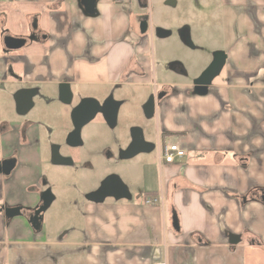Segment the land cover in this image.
Returning a JSON list of instances; mask_svg holds the SVG:
<instances>
[{"label": "crops", "instance_id": "0c3cea01", "mask_svg": "<svg viewBox=\"0 0 264 264\" xmlns=\"http://www.w3.org/2000/svg\"><path fill=\"white\" fill-rule=\"evenodd\" d=\"M217 1L213 14L221 33L215 50L226 54V62L208 93L198 95L193 81L199 74L189 76L175 60L160 62L159 69L152 35L140 31L146 14L134 9L133 0H97L95 14L86 13L81 0H0V264H264V0ZM186 32L190 40L186 25L180 41L189 46ZM7 36L26 42L9 49ZM64 82L74 103L103 100L117 90L125 91L118 97L126 104L134 100L126 94L131 89L141 105L154 92L166 90L167 96L147 118L155 122L157 161L143 164L139 154L121 158L128 169L125 177L117 174L129 188L125 178L144 180L155 166L158 187L143 196L129 188L131 199L97 203L86 197L99 188L91 178L87 194H68L72 206L53 193L75 224L52 235L46 225L52 204L40 230L31 225L30 211L48 190V167L79 172L85 186L82 165L95 156L91 125L83 128L82 145H67L74 150L52 143L73 161L56 164L52 147L45 154V140L55 139L52 128L43 138L37 121L2 119L1 99L8 104L15 91L35 88V96L58 107L65 104ZM99 121L101 142L111 144L110 127ZM72 129L61 131L68 136ZM130 137L114 146L125 149ZM169 143L185 147V156L165 162L162 147ZM8 162L14 166L4 172ZM104 173L99 181L112 172ZM150 197L157 201L147 203ZM5 207H21V214L7 218Z\"/></svg>", "mask_w": 264, "mask_h": 264}, {"label": "rangeland", "instance_id": "374dc122", "mask_svg": "<svg viewBox=\"0 0 264 264\" xmlns=\"http://www.w3.org/2000/svg\"><path fill=\"white\" fill-rule=\"evenodd\" d=\"M134 1V9L138 12H142L145 17H148L150 26L155 25V52L158 55V66L162 69V64L170 63L166 60H175L180 62L184 67L190 71L189 76H193L201 73L205 68H207L216 52L215 48L220 45V29L217 27L216 23L219 20L213 14L214 10L219 6L217 0H148V6L145 9H140L137 0ZM190 27V42L189 46L183 45L181 43L180 31L185 26ZM158 29H165L171 31V35L165 38H159L156 35ZM215 50V51H214ZM174 61V62H175ZM18 86V84H16ZM125 91H116V96H123ZM16 91L8 99V104L1 99V117L2 119H25L27 121L39 122L43 138H47L48 134L54 133L55 139H46L45 143L47 146L46 157L49 154V149L52 147V143L61 144L64 149L74 150L75 148H69L66 144L65 133H62L61 128L65 130H70L73 128L71 120V105L59 104L58 107L43 101L39 96L34 98V107L25 115H19L16 111V103L14 99ZM127 95L133 96L134 100L123 106L119 122L117 127L114 129H107L106 138L111 142V144H103L101 142V136L104 133L100 128L99 119H95L89 123L91 131L93 132L92 139L89 144L94 148L95 156L90 163H86L87 159L84 160V178L86 179L85 186H81L79 177L82 174L53 169L52 167L47 168V175L43 178L44 187L50 189L54 194L60 193L66 196L64 201L72 206L73 203L68 202V194L73 198H78L81 192L88 193L87 190L90 186L91 178L99 182V179L106 171L112 173L123 174L124 166H126L128 160H123L118 156V146H114V142L118 143V139H125L130 136V130L133 127H141L145 129L147 126V134L145 133V138L147 141L155 142V149L150 153H141L137 155L138 160H141L143 164H151L157 161L158 158V143L155 138V122L154 119H147L142 114V105L139 100H136V91L129 90ZM66 109V110H65ZM72 109V108H71ZM62 112L60 116L59 112ZM87 125V126H89ZM86 127V126H85ZM131 127V128H130ZM50 128L52 131L50 132ZM84 128V127H83ZM93 129V130H92ZM69 130V131H70ZM86 130V129H85ZM85 130L82 131V136ZM45 131H49L45 133ZM52 137V138H54ZM124 141V140H123ZM113 145V146H110ZM118 145V144H117ZM45 146V145H44ZM107 146H110L105 150ZM84 149V148H83ZM107 152V153H106ZM108 155H106V154ZM136 157V158H137ZM135 158V159H136ZM132 160V159H131ZM126 163V165H124ZM132 163V162H130ZM141 163H139L140 165ZM129 166V165H128ZM131 166V165H130ZM158 169L150 167L149 173L147 172L144 180L137 179L136 181L128 182L130 190L136 196H143L146 192L154 190L155 187L159 185L160 176L158 174ZM121 175V177H123ZM69 185V186H67ZM85 187V188H84ZM60 199L52 203L47 214L46 225L48 227L49 233L59 234L64 232V230L71 228L75 223L68 220L65 216L64 208L60 203ZM80 222V221H79Z\"/></svg>", "mask_w": 264, "mask_h": 264}, {"label": "water", "instance_id": "95a60500", "mask_svg": "<svg viewBox=\"0 0 264 264\" xmlns=\"http://www.w3.org/2000/svg\"><path fill=\"white\" fill-rule=\"evenodd\" d=\"M97 0H81V4L88 14H95ZM148 17H143L140 22L141 33H146L148 29ZM157 34L162 37L170 35V31L165 29H158ZM26 40L23 38H16L12 36L5 37V45L9 49H17L25 44ZM226 62V54L218 51L214 54V58L210 65L194 79V92L198 95H205L209 91L213 79L220 73ZM37 90L35 88L19 89L15 95L16 111L20 115L27 114L34 107V96ZM73 92L71 85L67 82L60 84V99L65 104L72 103ZM163 97L162 94L157 96L158 99ZM112 99L116 105L112 117L109 118L107 114V102ZM120 101L114 100L113 96H109L103 103L95 97H82L79 103L71 111V120L73 124L72 131L66 138V143L69 146L77 147L83 144L82 129L85 125L90 123L98 113H101L107 122V125L113 128L117 121V114ZM146 118H152L156 112V97L151 95L143 106ZM132 141L129 146L120 152V157L123 159H130L137 154L143 152H150L155 148V144L145 140L143 129L141 127L131 128ZM14 166L13 162H8L4 167V172H9ZM112 181L115 186L111 190H107V183ZM87 199L93 202H103L106 198L112 197L116 200L131 199L132 194L128 186L123 182L121 177L117 174L109 175L100 185L98 189L87 194ZM42 201L35 206L30 215L29 221L35 230H40L43 222V213L52 204L55 199L53 192L48 189L41 195ZM264 201V196H263ZM2 210V209H1ZM4 212L7 218L14 217L21 214V207H5Z\"/></svg>", "mask_w": 264, "mask_h": 264}, {"label": "flooded vegetation", "instance_id": "af4514ba", "mask_svg": "<svg viewBox=\"0 0 264 264\" xmlns=\"http://www.w3.org/2000/svg\"><path fill=\"white\" fill-rule=\"evenodd\" d=\"M137 2H138L139 7H147V6H148V0H137ZM147 32H148L149 34L152 35V38H153V41H154V44H155V25H154V27H152V25L150 26V24H149V25H148ZM147 32H146V33H147ZM156 32H158V30H157ZM186 34H187V35H186L187 41L189 42V44H191V42H190V40H189L188 32H186ZM202 72H203V71H202ZM200 74H201V73H199V75H200ZM199 75H198V76H199ZM198 76H197V77H198ZM159 94H162V95H163V97H162L161 99H158V98H157V96H158ZM110 95L113 96L114 100H116V101H120V103H119V109H118V114H117V121H116V124H115V126H114L113 128L110 127V129H114V128L117 127V124H118V122H119V118H120V114H121L122 108H123V106H124L126 103H125V100H124V99H121V98L117 97L115 92H111V93H109V94H108L103 100H100L101 103H103V102H104V101H105ZM151 95H155V97H156V103H157V102L163 100V99L167 96V92H166V90H163V91H161L160 93H159V92H154V93L150 94L149 97H150ZM149 97L147 98V100L149 99ZM147 100L145 101V103L147 102ZM79 101H80V99H79L76 103H74V95H73V97H72V104H71V105H72V109H73V108L79 103ZM145 103H144V104H145ZM144 104L142 105V114H143L144 117H146V116H145V113H144V108H143ZM115 105H116V103H115L112 99H110V101L107 102V106H106V108H107V114H108L109 118L112 117V114H113L114 106H115ZM72 109H71V111H72ZM95 119H103V120L105 121V119H104V117H103V115H102L101 113H98V114L96 115V117H95L92 121H94ZM105 122H106V121H105ZM106 123H107V122H106ZM132 127H133V126H132ZM130 136H131V131H130ZM131 141H132V138L130 137V141L128 142V144L126 145V147H124L125 149L129 146V144L131 143ZM122 150H124V149H120V150L118 151V156H119V157H120V152H121ZM50 158H51V161H52L53 163H56V164H61V165H64V164H69V165H71V164H73V161L71 160L70 157L64 156V155L62 154V151H61V149H60V147H59L58 145H53V146H52V148H51V153H50ZM120 158H121V157H120ZM111 174H117V173H110V174L106 175L104 178L101 179L100 185H101V183H102V182H103V181H104L109 175H111ZM106 186H107V187H106L107 190H111L112 187L115 186V185L113 184L112 181H109V182L107 183ZM99 187H100V186H99ZM30 212H31V213H30L29 215L33 214V211H30Z\"/></svg>", "mask_w": 264, "mask_h": 264}, {"label": "built area", "instance_id": "2783aa9c", "mask_svg": "<svg viewBox=\"0 0 264 264\" xmlns=\"http://www.w3.org/2000/svg\"><path fill=\"white\" fill-rule=\"evenodd\" d=\"M187 150L185 147L180 145L179 143H169L165 144L162 147V159L165 162L172 163L176 160V158H182L185 156ZM157 199L155 197H150L147 199V203H155ZM156 264H166L165 262H158Z\"/></svg>", "mask_w": 264, "mask_h": 264}]
</instances>
